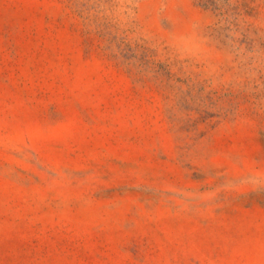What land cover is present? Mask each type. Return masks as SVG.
Here are the masks:
<instances>
[{
	"label": "rangeland",
	"instance_id": "rangeland-1",
	"mask_svg": "<svg viewBox=\"0 0 264 264\" xmlns=\"http://www.w3.org/2000/svg\"><path fill=\"white\" fill-rule=\"evenodd\" d=\"M0 264H264V0H0Z\"/></svg>",
	"mask_w": 264,
	"mask_h": 264
}]
</instances>
